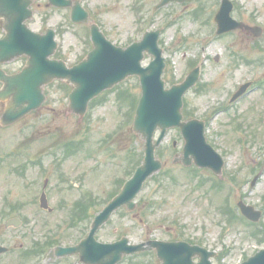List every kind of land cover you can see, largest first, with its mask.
Masks as SVG:
<instances>
[{
  "label": "rangeland",
  "instance_id": "374dc122",
  "mask_svg": "<svg viewBox=\"0 0 264 264\" xmlns=\"http://www.w3.org/2000/svg\"><path fill=\"white\" fill-rule=\"evenodd\" d=\"M159 1L88 0L95 6L91 18L102 23L106 37L119 46L132 38V32L139 36L140 28L163 27L159 37L165 58L162 78L170 86L200 62L201 37L206 31L201 27L203 9L214 13L215 0L172 2L156 10ZM237 1L246 10L258 7L260 13L264 12V0ZM31 7L33 17L27 20L31 29L55 30V58L72 65L91 48L88 26L72 25L68 10L45 8L44 0H36ZM239 38V42L232 36L224 40L234 43L233 49L247 58L249 41L242 33ZM206 52L212 58L204 62L197 84L184 94L183 110L186 108L192 117L204 120L208 142L225 161L222 176L217 178L206 169L185 170L172 164L173 155L181 152L183 140L177 128L170 129L156 151L164 162L158 178L145 183L135 199V210L121 208L113 214L97 233L99 240L112 241L121 235L132 242L190 238L219 252L212 258L213 264H237L264 247L259 229L264 226V93L256 92L228 106L232 91L253 75L249 66L233 59L224 43L216 42ZM150 59L146 56L142 64ZM23 63L24 59H19L7 65L15 69ZM263 71L258 69L255 76ZM69 91L63 82H52L45 88L46 100L39 110L11 126L0 127V242L12 250L0 257L1 264H35V260L20 262V253L30 249L34 239L43 240L51 233L60 232L62 244L72 243L90 221L87 218L78 226H69L73 204L91 196L99 210L130 166L141 160L143 143L138 137L134 139L131 132L133 104L141 91L137 77H128L115 86L114 92L101 94L81 121L77 115L65 114ZM226 105L227 111L218 112ZM1 109L0 104V114ZM78 140L82 141L81 146L57 166L54 158L66 154V143ZM35 158H41V163L37 160L31 166L28 159ZM59 171L65 172V180L74 182L73 186L60 179ZM257 173L260 177L251 187L250 181ZM44 179H48L46 195L51 212L40 208L38 202ZM238 201L262 210L257 223L239 214ZM11 216H20L26 223L19 228H6L4 221ZM54 259L57 264L78 261L77 256ZM121 264L158 261L154 253H147Z\"/></svg>",
  "mask_w": 264,
  "mask_h": 264
},
{
  "label": "water",
  "instance_id": "95a60500",
  "mask_svg": "<svg viewBox=\"0 0 264 264\" xmlns=\"http://www.w3.org/2000/svg\"><path fill=\"white\" fill-rule=\"evenodd\" d=\"M168 1L170 0H162L159 6ZM49 2L59 6L68 3L67 0ZM28 3V0H0V17L5 18L3 23L5 34L0 39V63L21 54L28 55V60L20 72L8 75L0 69L2 83L0 101L4 103L0 117L1 126L12 124L31 110L38 109L45 98L42 93L43 87L53 79H64L73 85L67 112L78 114L79 118L84 114L87 102L92 97L104 89L111 88L128 75H137L141 84V96L133 118L132 131L144 141L142 164L124 183L120 192L94 217L88 236L76 247L58 248L59 254L79 252L81 260L85 263L115 264L123 254L154 247L160 264H211L209 257L215 255L214 252L189 245L184 241L154 240L128 244V239L122 237L113 243H98L93 237L95 231L114 210L122 205L128 209L134 208L133 198L143 182L161 168V162L155 158L154 152L171 127H179L184 138L183 153L176 156L174 162L186 166L194 163L199 167L211 168L214 173L221 175L223 160L206 142L203 121L198 119L184 121L180 112L182 95L195 84L199 68H194L181 83L165 88L161 79L164 59L161 56L162 49L157 45L160 30L147 32L142 40L127 48H121L107 41L95 25L91 27L93 49L81 62L67 68L62 61L49 58L56 47L53 31L47 29L45 34H39L32 32L23 24V21L32 15L26 9ZM71 19L75 22L87 20V15L80 10L77 2L73 6ZM226 28L229 27L220 28L219 31ZM144 52L154 57L146 67L141 66ZM242 92L243 88L235 96ZM157 129L159 135L154 141ZM42 206L45 207L44 198ZM239 207L248 218L258 219L259 213L252 216L251 206L239 203ZM12 222L18 224L17 220ZM4 251L6 248L0 246V253ZM193 256H199L198 262H193ZM241 264H264V248Z\"/></svg>",
  "mask_w": 264,
  "mask_h": 264
},
{
  "label": "flooded vegetation",
  "instance_id": "af4514ba",
  "mask_svg": "<svg viewBox=\"0 0 264 264\" xmlns=\"http://www.w3.org/2000/svg\"><path fill=\"white\" fill-rule=\"evenodd\" d=\"M231 5H232V10H231V16L239 21H243L244 23L254 26L256 21H261L262 26H261V33L259 36H253L252 32L250 30L246 29H234L231 31H227L221 34L216 33V22L214 20V15L215 12L219 9L221 0H215L214 3V13H212V10H204V20L202 17V23L201 27L204 28L206 31L203 32V43H204V49H208L211 47L212 44L218 42V43H224V48L225 50H230V54L233 57L234 60L236 61H241L243 64H245V61L243 60V55L239 53V51H236L233 49L231 45L234 43H227L224 40V37H235L237 41H240L239 35L241 33L243 35L247 36V40L249 41L248 48H249V56L247 59V64L246 66H249V72L250 75H253L251 77H248L249 81H251L250 89L247 94V96L241 97L238 101L235 102V105L238 104L241 100H244L248 97H250L254 93H264V71L263 74L260 76H255L256 71L258 69H263L264 70V12L260 13L258 7L251 8L249 10H246L241 3L237 0H230ZM82 6L86 9V6H88L89 10L88 14L89 17H92V11L95 8L94 5H91L90 2H87V0H81ZM94 12V11H93ZM101 28V27H100ZM219 58V55L213 56V59ZM205 60H208L207 56L205 55ZM74 264V263H73ZM75 264H79L76 262Z\"/></svg>",
  "mask_w": 264,
  "mask_h": 264
},
{
  "label": "trees",
  "instance_id": "16d2710c",
  "mask_svg": "<svg viewBox=\"0 0 264 264\" xmlns=\"http://www.w3.org/2000/svg\"><path fill=\"white\" fill-rule=\"evenodd\" d=\"M185 114H186L187 116L190 115V113H189L188 111H186V110H185ZM132 168H133V167H132ZM130 172H131V170H130ZM130 172H129V173H130ZM129 173H128V174H129Z\"/></svg>",
  "mask_w": 264,
  "mask_h": 264
}]
</instances>
